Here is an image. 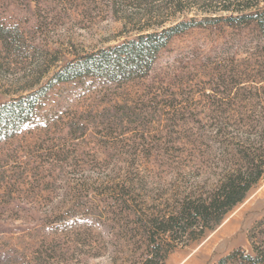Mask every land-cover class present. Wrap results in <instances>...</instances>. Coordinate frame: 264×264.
Masks as SVG:
<instances>
[{
    "label": "trees",
    "instance_id": "16d2710c",
    "mask_svg": "<svg viewBox=\"0 0 264 264\" xmlns=\"http://www.w3.org/2000/svg\"><path fill=\"white\" fill-rule=\"evenodd\" d=\"M108 2L122 28L113 44L91 49L74 41L65 48L38 43L19 27L0 21V142L13 137L32 119L55 84L84 77L117 84L142 80L150 74L159 52L191 28L254 24L264 34V0ZM145 94L136 102L127 99L102 110L76 114L67 122L70 142L50 146L51 160L47 164L52 168L46 170V177H52L57 163L73 161L72 176L67 178L64 173L59 176L61 184L55 185L73 190L76 204L48 210L43 219L55 226L56 235L60 228L72 227L73 256L77 260L83 255H108L114 263L166 264L177 247L214 230L264 175L263 105L259 114L245 115L236 110L219 116L221 120L214 123L223 137L221 141L233 144L236 152L235 162L224 169L218 184L184 190L177 186L166 198L156 197L160 184L153 178L160 171L151 163L152 152L171 149L148 143L152 125L157 120L164 126L161 115H165L176 126L177 122L189 121L192 113L178 99L163 100L161 84L149 86ZM194 134L190 132L192 137L198 136ZM89 135L94 146H89L88 159L83 160L80 145L74 142ZM196 142L184 148L187 159L194 161L201 151ZM99 148L111 157L101 160ZM182 156L173 155L162 167L178 169ZM37 183L36 187L42 189L43 183ZM45 241L27 264L61 262L58 250L44 246ZM249 241L250 249H235L214 264H264V217L250 229Z\"/></svg>",
    "mask_w": 264,
    "mask_h": 264
},
{
    "label": "rangeland",
    "instance_id": "374dc122",
    "mask_svg": "<svg viewBox=\"0 0 264 264\" xmlns=\"http://www.w3.org/2000/svg\"><path fill=\"white\" fill-rule=\"evenodd\" d=\"M0 21L19 27L38 43L60 48L71 41L86 49L113 44L122 28L108 0H0ZM159 84L164 86L163 100L178 99L192 114L189 121L176 126L165 115H161L164 126L157 120L152 125L148 143L171 149L152 152L151 163L160 171L153 178L160 184L156 197L166 198L177 186L184 190L216 185L224 169L235 162L236 152L233 144L221 141L214 123L221 120L219 116L236 110L245 115L263 110L264 34L254 24L194 27L175 36L159 52L150 74L142 80L117 84L84 77L55 84L32 119L13 137L0 142V264H27L34 259V251L43 247V240L44 246L58 250L59 264H121L108 255H83L77 260L72 227H62L56 235L55 226L43 219L48 210L76 204L73 190L55 185L61 184L59 176L64 173L67 178L72 176L73 161L67 166L57 163L52 177H46V170L52 168L47 164L50 146L70 140L67 122L76 114L102 110L127 99L136 102L149 86ZM234 122L232 119L231 130ZM190 132L198 136L192 137ZM195 140L201 151L193 161L187 159L184 148H191ZM92 141L89 135L74 142L80 145L81 159H88ZM98 151L101 160L111 157L105 149ZM177 154H183L178 169L162 167ZM38 180L42 189L36 187ZM263 217L264 175L214 230L177 247L166 264H214L235 249H250V229Z\"/></svg>",
    "mask_w": 264,
    "mask_h": 264
}]
</instances>
